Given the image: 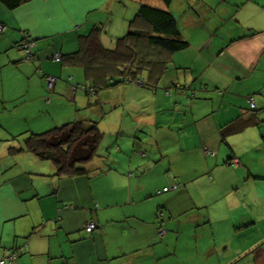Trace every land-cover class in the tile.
I'll use <instances>...</instances> for the list:
<instances>
[{
	"label": "crops",
	"instance_id": "obj_1",
	"mask_svg": "<svg viewBox=\"0 0 264 264\" xmlns=\"http://www.w3.org/2000/svg\"><path fill=\"white\" fill-rule=\"evenodd\" d=\"M109 1L29 0L10 10L0 0V112L32 105L7 128L11 142L0 135V259L17 250L12 264H264V0H139L134 10L144 3L170 11L188 46L167 70L144 67L145 86L119 84L92 98L84 69L64 56L96 27L106 30L107 47L126 35L130 9ZM115 5L125 9L119 25L111 20ZM24 37L33 41L31 61L19 47ZM170 66L190 77L165 83ZM5 70L14 78H4ZM46 77L56 79L51 90ZM30 89L35 95L25 100ZM53 113L63 125L99 113L101 129L114 135L104 164L85 174V190L83 175L58 177L52 163L9 152L23 144L21 135L38 134L26 119ZM149 131V157L111 158L113 151L126 161L122 154L135 147L122 138ZM174 184L177 190L161 192Z\"/></svg>",
	"mask_w": 264,
	"mask_h": 264
},
{
	"label": "trees",
	"instance_id": "obj_2",
	"mask_svg": "<svg viewBox=\"0 0 264 264\" xmlns=\"http://www.w3.org/2000/svg\"><path fill=\"white\" fill-rule=\"evenodd\" d=\"M29 0H1L10 10ZM165 6L172 0H161ZM102 29L94 28L79 38L77 52L65 55L71 65L84 69L95 97L103 90L138 80L140 71L147 65L163 70L171 64L176 52L188 44L181 38L177 20L166 8L141 3L135 17L129 22L125 36L116 38L107 47L102 42ZM142 44L167 55L148 50L143 54ZM140 46V47H139ZM24 58V57H23ZM90 88V87H89ZM103 138L98 125L91 120H77L40 134H29L20 147H10V154L26 152L37 160L55 166L58 177H75L89 174L85 166L93 160Z\"/></svg>",
	"mask_w": 264,
	"mask_h": 264
},
{
	"label": "rangeland",
	"instance_id": "obj_3",
	"mask_svg": "<svg viewBox=\"0 0 264 264\" xmlns=\"http://www.w3.org/2000/svg\"><path fill=\"white\" fill-rule=\"evenodd\" d=\"M110 1L111 2H124L125 5H127V8L130 9V11L128 12L130 14H128V15H130V17L134 18L133 16L136 14V11H137V10H134V6H135V4H137L136 2H138L139 0H110ZM106 2H108V0H106ZM152 4H154V3H152ZM138 8H139V6H138ZM133 10H134V12H133ZM126 12H127V10H126ZM123 13H125V9L122 10V8H118V5H115L113 7V9H112L111 16H113V18L111 20L114 21V23L119 25V22H121V21L117 20L116 18L123 16ZM121 24L122 23H120V25ZM103 33H106V30H103ZM106 45H108V43H106ZM172 66H170L169 70L165 74L163 81L165 83L166 82L168 83V81H170L172 79L171 82H174V77L177 76V75H180L182 81H184L185 75H188L189 72L186 71V73H185L184 70H176ZM15 74L16 73H14V71H12V70L11 71L10 70H5L4 71V78H14ZM188 77H190V75H188ZM73 84L76 85V83H73ZM73 84H72V86H73ZM78 85L81 86L80 89H81V91L84 94V85L86 86V83L83 82V85H81V84H78ZM183 85L184 84H182V86ZM162 86H163V83H160L158 88L161 90ZM24 89L25 88L20 87L18 89V93L17 94H19V95L23 94L22 92H23ZM34 91H35L34 89H30L29 92H26V90H25L23 98L26 100V99H29L30 96H34L35 95ZM6 92L8 93V95L10 97H13V96L16 95V93L14 91H12V89H7ZM28 95H30V96H28ZM57 95H59L58 94V90L56 91V94L54 96H57ZM98 97L101 98V92L98 94ZM23 98L20 97L19 101H22ZM52 98H54V97H52ZM29 106H32L30 104V102H26V103L21 104V105L19 103V105H18L19 108L13 109L12 107H14V104H10V106H8L2 112H0V135H2L4 137L8 136V140L11 142L12 138H13V135L12 136H11V134L9 135V131H11V130H7V128L13 129L15 126H17V124L20 121L18 117H21V114H22L21 112L26 107H29ZM8 110H10L11 112L9 113ZM85 111H87V110H85ZM32 113H35V112H32ZM85 113H87V112H85ZM87 119L91 120V121H95L97 123V125H98L99 131L103 134L102 144L100 142V144L98 146V149L96 151V154H95L93 160L91 161V163H89L88 166H85L86 170H90L89 174L91 176L93 172L97 171L96 169H93V168H97L98 166H102V163L104 164V162H105L104 160H106L105 159L106 153H103L104 149L106 148L105 144L113 142L115 139H114V135L111 134V132H107V131L101 129V114L92 113V117L91 118H87ZM26 121L32 127H36L35 125L39 126L38 129L35 128L38 131L37 132L38 134L44 133V132H46L48 130H51L53 128H57V127H60V126L63 125V121L61 120V116H58V114H56V113L51 114V117H49V116H47L45 114L40 119L39 118H36V119L35 118H28V119H26ZM13 133H16V132H13ZM31 133H33V132H31ZM143 133H145V134L142 135V136H139V138L137 140H134L133 136L131 138H122L125 141H121V143L127 144V142H128V143L131 144L132 147H135V149L132 152L128 151V152L122 154L123 156L126 157V161H125V159H118L121 156H118V157L114 156L115 153L113 151L110 152L111 153L110 154L111 158L117 160V162H122V163L126 164L127 160H130V157L134 156L135 158H141V157H139L136 154L137 152H140V151L145 153V155H147V153H148V157H149L150 148H152L150 142L154 141L152 139L155 138V136L150 134V131L149 132H143ZM157 134H158L157 140H158L159 143H161L162 142L161 141L162 138H161L160 131ZM25 137H26V135H21L19 137V144L20 145H21L22 141L25 139ZM104 139H105V141H104ZM101 154H102L103 159L101 158ZM141 159H143V158H141ZM148 159H150V158H148ZM47 163H49V162H47ZM86 175L89 176L88 174H86ZM87 176L83 175L84 178L80 179V181H79L80 187L84 188L83 190H85V188L88 187V185L86 183ZM117 190H121V188L119 187V188H117ZM120 203H123V202L121 200L117 199V204L119 206H121Z\"/></svg>",
	"mask_w": 264,
	"mask_h": 264
},
{
	"label": "built area",
	"instance_id": "obj_4",
	"mask_svg": "<svg viewBox=\"0 0 264 264\" xmlns=\"http://www.w3.org/2000/svg\"><path fill=\"white\" fill-rule=\"evenodd\" d=\"M4 31H5V27L0 23V35L4 33ZM19 47L23 52L24 61H31L34 59L33 41L28 40V38L24 37V39L20 42ZM60 59L61 57L58 54H56L52 58L54 62H59ZM46 82H47V88L51 90L53 88V85L56 82V79L53 77H46ZM135 83L141 87L146 85V81L144 79H138L135 81ZM85 92L89 97H92V98L95 97V92L91 87L85 88ZM248 101H249L250 108L254 109L253 98L252 97L248 98ZM204 152L209 155L213 154V152L209 151L208 149H204ZM232 163L239 165V161L237 159L232 160ZM179 186H180L179 184H174L170 187L162 189L161 192L165 193L171 190H177ZM65 208L68 209V207H65ZM94 229H95V224L93 223H88L85 226V231L87 233H91ZM16 257H17V250H9L6 252L5 256L2 259H0V264H12L13 261L16 259Z\"/></svg>",
	"mask_w": 264,
	"mask_h": 264
},
{
	"label": "water",
	"instance_id": "obj_5",
	"mask_svg": "<svg viewBox=\"0 0 264 264\" xmlns=\"http://www.w3.org/2000/svg\"><path fill=\"white\" fill-rule=\"evenodd\" d=\"M22 51V50H21Z\"/></svg>",
	"mask_w": 264,
	"mask_h": 264
}]
</instances>
